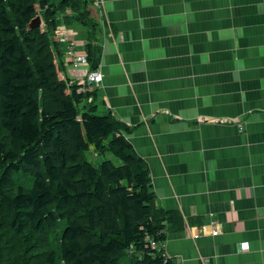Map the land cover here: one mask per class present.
Instances as JSON below:
<instances>
[{"label":"crops","instance_id":"0c3cea01","mask_svg":"<svg viewBox=\"0 0 264 264\" xmlns=\"http://www.w3.org/2000/svg\"><path fill=\"white\" fill-rule=\"evenodd\" d=\"M87 9L102 80L85 88L97 90V112L129 128L155 209L175 214L164 255L264 264V0H91ZM87 37L80 23L54 35L67 83L79 84L67 45L85 52Z\"/></svg>","mask_w":264,"mask_h":264},{"label":"trees","instance_id":"16d2710c","mask_svg":"<svg viewBox=\"0 0 264 264\" xmlns=\"http://www.w3.org/2000/svg\"><path fill=\"white\" fill-rule=\"evenodd\" d=\"M90 3L0 0V264H175L159 246L175 214L155 209L129 128L59 73L60 25L87 28L97 65Z\"/></svg>","mask_w":264,"mask_h":264},{"label":"built area","instance_id":"2783aa9c","mask_svg":"<svg viewBox=\"0 0 264 264\" xmlns=\"http://www.w3.org/2000/svg\"><path fill=\"white\" fill-rule=\"evenodd\" d=\"M74 46H75L74 41H69L64 54L70 60L71 67L74 70L76 77L79 79L78 82L79 85H81V88L84 90L90 89V88H85V86L99 83L102 80V75L100 71L90 68L86 53L76 51ZM211 234L216 235L217 231L213 230ZM193 236L197 237L198 234L195 233ZM240 249L241 248L239 245L238 250Z\"/></svg>","mask_w":264,"mask_h":264},{"label":"rangeland","instance_id":"374dc122","mask_svg":"<svg viewBox=\"0 0 264 264\" xmlns=\"http://www.w3.org/2000/svg\"><path fill=\"white\" fill-rule=\"evenodd\" d=\"M58 29H59V28H58ZM58 29L55 31V33L58 32ZM54 35H55V34H54ZM98 113H99V112H98ZM99 114H101V113H99ZM107 156L112 158V156H111L110 154H108ZM86 158H87L88 160H90V161H91L92 163H94V164H98V163L102 160V157H97V156H95L94 153H93L92 151H89V152L86 153Z\"/></svg>","mask_w":264,"mask_h":264},{"label":"water","instance_id":"95a60500","mask_svg":"<svg viewBox=\"0 0 264 264\" xmlns=\"http://www.w3.org/2000/svg\"><path fill=\"white\" fill-rule=\"evenodd\" d=\"M41 25V17L40 15H36L31 21L29 22L30 27H35Z\"/></svg>","mask_w":264,"mask_h":264}]
</instances>
